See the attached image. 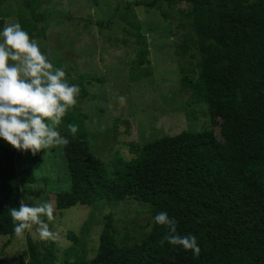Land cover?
<instances>
[{
    "label": "trees",
    "instance_id": "1",
    "mask_svg": "<svg viewBox=\"0 0 264 264\" xmlns=\"http://www.w3.org/2000/svg\"><path fill=\"white\" fill-rule=\"evenodd\" d=\"M19 1L27 7L25 0ZM173 2L192 28V36H186L185 42L194 44L193 58L199 69L198 77L184 78L181 87L206 107L209 127L200 133L182 132L142 147L132 146L137 157L113 163L108 172L91 149L88 116L82 110L87 91L81 84V99L60 122L61 136L68 141L63 146L71 189L57 196V209L113 207L127 200L148 208L151 230L123 246L112 216H107L96 257L89 264H264V0L133 3L162 12ZM47 15L43 13L37 22L46 21ZM120 20L127 33L132 22L126 20V14ZM3 26L4 19L0 20ZM46 31L41 28L31 38L42 39ZM147 54L146 48L138 51L140 66L146 64ZM221 119L236 126V148L244 170L239 181L242 194L227 182L231 159L214 135ZM72 125L77 127L74 134ZM20 156L21 151L0 140V237L8 238V245L16 237L10 209L19 207L25 188L36 182L31 169H17ZM161 211L175 219L176 234L196 237L198 256L164 241L169 230L153 220ZM27 232L28 264H55L56 247L44 246L41 254ZM69 239L73 246L79 244L73 233Z\"/></svg>",
    "mask_w": 264,
    "mask_h": 264
},
{
    "label": "rangeland",
    "instance_id": "2",
    "mask_svg": "<svg viewBox=\"0 0 264 264\" xmlns=\"http://www.w3.org/2000/svg\"><path fill=\"white\" fill-rule=\"evenodd\" d=\"M135 1L25 0L24 8L19 0H0V20H5V26L18 23L30 37L46 28L44 37L36 40L53 65L57 62V67L64 69L68 83L79 86L76 100L81 99V84L85 85L82 110L88 116L91 149L108 172L113 163L137 157L132 146L142 147L182 132L200 133L209 127L206 107L181 87L184 78H197L199 73L194 44L185 42L186 36H192L190 24L178 14L176 1L172 7L165 5L162 12L135 7ZM45 12L47 20L38 23ZM125 14L132 22L127 33L119 23ZM145 48L146 64L140 66L137 53ZM56 127L60 132L61 123ZM214 135L231 159L227 182L242 194L239 181L244 170L236 148V126L221 119ZM17 169H31L36 179L25 188L23 202L52 205V220L41 217L50 238L40 239L39 225H33L27 235L41 254L44 246L56 247L55 264L80 260L89 264L94 260L109 215L122 246L140 240L151 230L148 208L134 200L113 207L101 204L58 211L57 196L71 189L63 144L36 154L22 152ZM69 233L79 239L77 246ZM8 240L0 237V264H28L26 235L16 236L10 245Z\"/></svg>",
    "mask_w": 264,
    "mask_h": 264
},
{
    "label": "clouds",
    "instance_id": "3",
    "mask_svg": "<svg viewBox=\"0 0 264 264\" xmlns=\"http://www.w3.org/2000/svg\"><path fill=\"white\" fill-rule=\"evenodd\" d=\"M62 67H55L41 51L35 38L18 23L0 27V140L13 149L36 154L50 147L67 144L57 125L66 112L76 104L80 88L69 84ZM74 134L77 127L72 125ZM12 230L23 237L33 225L40 239L50 238L48 226L41 219L53 218L50 203L39 206L20 202L10 209ZM153 220L169 230L163 239L169 245L191 251L194 257L200 253L196 237L192 234H176V221L166 212H158Z\"/></svg>",
    "mask_w": 264,
    "mask_h": 264
}]
</instances>
